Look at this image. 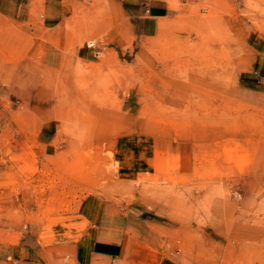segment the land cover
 Instances as JSON below:
<instances>
[{
  "label": "rangeland",
  "instance_id": "rangeland-1",
  "mask_svg": "<svg viewBox=\"0 0 264 264\" xmlns=\"http://www.w3.org/2000/svg\"><path fill=\"white\" fill-rule=\"evenodd\" d=\"M17 133L41 161L0 163V225L36 239L0 264L138 238L264 264V0H0V146Z\"/></svg>",
  "mask_w": 264,
  "mask_h": 264
},
{
  "label": "crops",
  "instance_id": "crops-1",
  "mask_svg": "<svg viewBox=\"0 0 264 264\" xmlns=\"http://www.w3.org/2000/svg\"><path fill=\"white\" fill-rule=\"evenodd\" d=\"M152 9L153 15L162 16L165 14L164 9H166V6H156ZM52 13H54V10L49 9L46 14ZM2 161L5 162L6 166L10 167L14 173L18 174V176H22L23 179H32L36 176V170L38 164H40L41 156L34 142L27 134L17 133L0 146V163H2ZM25 228L26 227L21 228L0 225V260L4 259L3 253L5 249H13L14 252L16 250H26L27 248L25 246L36 239L34 232L36 231L35 226L34 229L31 230H24ZM86 249L82 245L80 246L78 252L80 257L86 255L89 261H93L95 259V252L91 250L92 248H89L87 251ZM14 254L18 256L21 255L17 252ZM99 256L100 253L98 257ZM101 257L104 261H109L110 264H116L117 261H124L125 264L167 263L166 259L161 256L158 247L140 238L132 240L126 247L124 245L119 247L115 257L107 254H101ZM14 260L27 262V260L18 258H14Z\"/></svg>",
  "mask_w": 264,
  "mask_h": 264
}]
</instances>
